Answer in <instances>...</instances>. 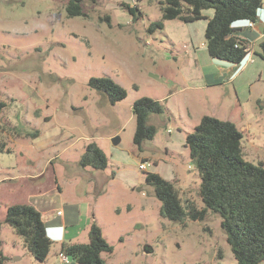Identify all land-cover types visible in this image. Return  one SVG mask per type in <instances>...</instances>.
Returning <instances> with one entry per match:
<instances>
[{
	"label": "rangeland",
	"instance_id": "obj_1",
	"mask_svg": "<svg viewBox=\"0 0 264 264\" xmlns=\"http://www.w3.org/2000/svg\"><path fill=\"white\" fill-rule=\"evenodd\" d=\"M69 1L0 0V99L6 102L0 122V252L5 262L57 260L61 243H53L48 261L40 262L6 222L10 205L46 193L53 208L78 204L68 240L87 243L93 221L100 225L114 247L103 253L108 264H235L219 214L209 211L204 220L183 222L163 217L146 176L158 172L174 183L184 203L204 206L201 177L185 145L203 115L235 122L244 134L246 159L264 162V60L255 54L262 35L248 38L255 59L246 57L237 68L209 56L207 18L164 19L165 0H81L79 16H69ZM203 12L211 17L214 10ZM159 20L163 27L151 30ZM255 25L260 33L264 19ZM213 74L219 75L214 84ZM94 76L113 78L127 96L110 103L90 86ZM144 96L165 107L150 114L157 132L140 150L133 140L132 106ZM90 142L106 153L105 169L81 165ZM144 160L152 163L146 171L140 168Z\"/></svg>",
	"mask_w": 264,
	"mask_h": 264
},
{
	"label": "trees",
	"instance_id": "obj_2",
	"mask_svg": "<svg viewBox=\"0 0 264 264\" xmlns=\"http://www.w3.org/2000/svg\"><path fill=\"white\" fill-rule=\"evenodd\" d=\"M264 0H165L162 5L164 19H180L194 22L207 18L205 46L211 58L240 64L249 50V37L258 35L237 25L241 20L257 21V12ZM135 14L142 11L127 5ZM212 8L211 17L204 14ZM69 16L83 15L81 0H70ZM163 27V21H155L150 29ZM262 32L264 33V27ZM255 54L264 60V36L259 41ZM217 83L218 79H211ZM89 84L109 102L115 104L127 96V90L109 76L91 77ZM6 102L0 99V122ZM164 103L151 97L137 99L132 112L136 120L134 143L142 150L144 140L153 139L157 128L148 122L150 114L162 113ZM244 134L231 120L203 115L194 131L186 136L185 145L190 158L201 177L199 195L204 206L199 208L194 201L185 203L171 181L158 172H148L146 180L154 186L161 201L160 214L172 221L183 222L187 218L204 220L209 211L221 217V227L226 234L236 259L235 264H264V162L246 159L243 151ZM83 167L105 169L108 157L96 143L90 142L80 161ZM6 222L24 238L25 244L40 262H45L53 242L46 235V226L41 212L30 203H16L8 207ZM90 241L64 242L62 250L77 264H108L103 253H112L114 247L108 242L102 228L95 221L89 229ZM0 252V264H7Z\"/></svg>",
	"mask_w": 264,
	"mask_h": 264
},
{
	"label": "crops",
	"instance_id": "obj_3",
	"mask_svg": "<svg viewBox=\"0 0 264 264\" xmlns=\"http://www.w3.org/2000/svg\"><path fill=\"white\" fill-rule=\"evenodd\" d=\"M264 19V10H260L259 12H258V18H257V21L256 22H258V21H260V20H263ZM256 24V23H255ZM237 25H242V27H245V28H247V29H249L250 27H248V25L246 24V22L245 21H239L238 23H237ZM263 27H264V25H263ZM255 31H257L256 30V25H254L253 27H252ZM259 35H262V38H263V36H264V33L261 31L260 33H258ZM261 38V39H262ZM215 59V58H214ZM255 59V57H253V60ZM219 60V59H218ZM222 61V60H221ZM242 63V62H241ZM240 63V64H241ZM240 64H238V66H237V68H239L240 67ZM212 74H210V75H208L207 77L208 78H210V76H211ZM217 78H214V74H213V77H212V79L214 78V79H218L219 78V75L218 76H216ZM52 202H53V199H51L50 197H44V198H42L41 199V201H40V204H39V206L37 207V209L39 210V211H43V210H46V211H48V212H51V211H53V204H52ZM27 203H30V204H32L30 201L29 202H27ZM59 206H61V205H59ZM61 207H63V210H64V213H63V215H59V216H53L52 217V220L50 221V222H52L50 225H56V224H59V225H64L65 226V232H64V237H63V239L61 240V241H55V242H53V243H61V247H60V249L57 251V260L54 262V263H49V264H55V263H57L58 261H59V252L60 251H62V244L64 243V242H74V241H72L71 239H69L68 240V237H69V230H68V227H69V225H71V224H73L75 221H76V217H77V214H78V204L77 203H75V202H70V203H66L65 204V206H61ZM48 261V258H47V260L45 261V263ZM74 263V261L72 260L71 261V264H73ZM48 264V263H47Z\"/></svg>",
	"mask_w": 264,
	"mask_h": 264
},
{
	"label": "built area",
	"instance_id": "obj_4",
	"mask_svg": "<svg viewBox=\"0 0 264 264\" xmlns=\"http://www.w3.org/2000/svg\"><path fill=\"white\" fill-rule=\"evenodd\" d=\"M260 10H264V4L260 8ZM241 21H245L248 26H254L255 23H256V21H254V20H241ZM239 26H242V25H239ZM247 49L249 50V52H248L246 57H249V59L253 58V55L250 52L249 47ZM150 165H152V163L149 160H144V161H142L140 163V168L142 170L146 171V170H148V167ZM45 196H46V193L41 195L40 197H35V198L33 197L34 198V199L32 198L33 202H31V201L30 202L32 203L33 206H35L37 208L39 206V204H40L41 199L44 198ZM40 212H41V215H42V219L45 222H50L54 215L55 216L63 215L64 210H63L62 207H59V208H53V211H51V212H48L46 210H43V211H40ZM71 261H72V258L66 252H64L62 250V251L59 252V261L57 263H55V264H71Z\"/></svg>",
	"mask_w": 264,
	"mask_h": 264
},
{
	"label": "clouds",
	"instance_id": "obj_5",
	"mask_svg": "<svg viewBox=\"0 0 264 264\" xmlns=\"http://www.w3.org/2000/svg\"><path fill=\"white\" fill-rule=\"evenodd\" d=\"M260 10H258L259 12ZM257 12V16H258ZM65 226L64 225H47L46 226V235L52 241H61L64 237Z\"/></svg>",
	"mask_w": 264,
	"mask_h": 264
},
{
	"label": "water",
	"instance_id": "obj_6",
	"mask_svg": "<svg viewBox=\"0 0 264 264\" xmlns=\"http://www.w3.org/2000/svg\"><path fill=\"white\" fill-rule=\"evenodd\" d=\"M119 137H115V140L118 141ZM73 264H77L76 262H74Z\"/></svg>",
	"mask_w": 264,
	"mask_h": 264
}]
</instances>
